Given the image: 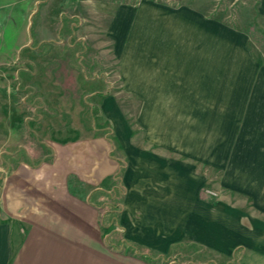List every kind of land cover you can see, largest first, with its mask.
I'll return each mask as SVG.
<instances>
[{
    "label": "crops",
    "instance_id": "0c3cea01",
    "mask_svg": "<svg viewBox=\"0 0 264 264\" xmlns=\"http://www.w3.org/2000/svg\"><path fill=\"white\" fill-rule=\"evenodd\" d=\"M164 1L34 0L67 14L65 23L39 22L36 43L30 35L12 57L0 43V264H106L108 239L148 258L188 239L233 260L240 251L237 264H264L263 51L249 28L210 16L200 0ZM256 12L264 33V0ZM62 27L93 52L76 75L100 77L88 68L109 53L131 77L125 90L141 98L143 132L113 111L112 138L89 103L75 114L70 97L59 103L56 88L33 84L42 46L61 42L41 30ZM23 82L45 100L17 99ZM116 190L121 199L110 202Z\"/></svg>",
    "mask_w": 264,
    "mask_h": 264
},
{
    "label": "rangeland",
    "instance_id": "374dc122",
    "mask_svg": "<svg viewBox=\"0 0 264 264\" xmlns=\"http://www.w3.org/2000/svg\"><path fill=\"white\" fill-rule=\"evenodd\" d=\"M193 1L194 0H186V2L190 4H193ZM159 2L165 1L159 0ZM256 2L257 0H200L196 2V4L201 6L210 16L234 28H249L251 46L256 52L261 48L264 54V33L258 27L256 19ZM174 4L177 5L179 3L177 2ZM0 7H4L5 11L4 14H0V43L4 40V45L9 49L11 57L13 56L14 48L16 49L14 54H16V52H25L24 50L22 51V46L20 47V44L21 42L27 41L30 35L34 39V43H36L37 26L39 22H42L44 26L49 25L50 22L56 25L61 21V23L64 24L67 15L61 13L60 9H57V11H50L48 6H46V9L45 6L42 5L36 7L34 6V0H0ZM100 15L102 16V14ZM95 19L97 20V18ZM41 32L43 38L48 39L50 36H53V41L55 39H60L61 42L59 41L60 44L55 46V43H50L48 40L46 41L47 43L42 46L40 63L36 62L38 75L35 80L31 78L34 85L40 86L42 89L46 90H49L51 87L56 88V94L54 93L53 97H56L57 101L70 97V100L74 102L73 111L75 114L79 113L77 108L79 101L82 102V104H85V102L89 103L90 105H88L87 110L89 113L91 112L93 120L97 124H102L104 122L112 138H114L115 134L111 126L113 122L111 123L109 118L114 116V114H112L113 111L115 112V116L125 120L128 125H132L134 130L138 127L139 132L144 131V125L140 124L141 122L144 123L143 118L145 116L144 114L143 118L141 117L142 111L139 108L141 98L135 93H130L125 90V86L129 85L131 77L120 76V70L116 65L117 62L112 60V54H104L106 55L105 61H100L98 59L92 60L88 70L92 72L97 68H101L99 71L101 75L98 78L87 76L88 79H86L83 74L79 76V74L76 75V73H81V65H83L84 68L88 63L87 59L89 55L91 57L93 54V52L88 50L89 46L78 40L76 36L68 37L65 27H62V29L58 31L54 30L53 32L50 31L49 28H44ZM80 32L81 30H78L79 37H81L80 34H82V36L84 35ZM95 42L96 41H93L96 45L97 43ZM95 45H90V49H92L93 46L97 47ZM54 52L57 53L55 54ZM76 53L80 55L79 57L81 60L79 57L75 56ZM70 68H72L73 71ZM86 73L88 74V71ZM122 73L124 75V73L128 72L122 70ZM94 79H99L100 83L97 86H92L94 85ZM27 86L25 82L19 84L16 94L17 99H24L28 102L27 104L30 105L33 104L34 99L36 101L45 100L47 94L41 93L42 98H40L38 92L29 91L30 93H28V90H25ZM95 89L99 92H92ZM156 96H158V94ZM46 107L45 109L42 108L41 111L49 112L48 105ZM105 107H107V109H104ZM58 111L60 110L58 109ZM80 111V119L84 120V114L87 113V111H85V108ZM153 115L155 116V112ZM77 116L78 115H76V117ZM140 117L142 119H140ZM139 120H141L140 123ZM1 132L2 123H0V136H2ZM73 132L77 134L76 131ZM121 158L123 161L126 160L125 156ZM223 193L224 190L219 188H217V190L211 188L203 189V194L216 197L217 199H225ZM104 196L106 198L107 195ZM119 198L121 199L119 190H116V197H107L110 202H118ZM106 208H108V206ZM114 240L116 241V238ZM111 243H113L112 240L108 239L107 244H109V247L107 249L110 251L107 250L106 252V264H141L135 263L131 258L143 259L145 264H187L186 262H191L192 264H237L242 261L241 257H239L242 254L240 251L234 256L237 260H233V256L215 253L207 247L188 239L184 241V244H177L170 254L162 255L157 258L158 255L156 253H151L150 257H153V259L150 257L148 258L147 256L149 255L128 244H119L117 242V244H114L116 246H114L113 244L111 245ZM89 264L96 263L90 261Z\"/></svg>",
    "mask_w": 264,
    "mask_h": 264
}]
</instances>
